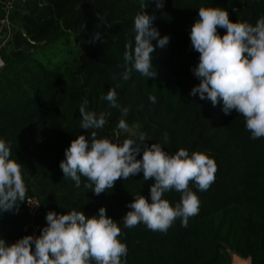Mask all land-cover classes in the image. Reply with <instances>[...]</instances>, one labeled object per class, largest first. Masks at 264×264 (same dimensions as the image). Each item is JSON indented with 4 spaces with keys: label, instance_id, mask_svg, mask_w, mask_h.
Masks as SVG:
<instances>
[{
    "label": "trees",
    "instance_id": "16d2710c",
    "mask_svg": "<svg viewBox=\"0 0 264 264\" xmlns=\"http://www.w3.org/2000/svg\"><path fill=\"white\" fill-rule=\"evenodd\" d=\"M146 2L145 11L155 12L153 26L169 42L151 54L154 78L133 71L125 81L123 53L126 43L134 47L141 0H27L21 31L12 36L14 49L0 48V139L10 147V158L22 165L26 199L39 205L33 212L25 201L18 212L0 214V238L11 244L26 235L39 236L49 211L76 210L91 217L104 207L121 229L118 239L127 245L126 264H231L232 255L264 264V137L251 139L244 117L235 111L225 115L222 102L213 106L189 95L199 84L192 71L199 53L190 41L198 9L222 8L231 22L255 25L264 16V0H164L158 10L152 0ZM97 32L102 42H89ZM217 32L222 36L226 29ZM62 41L79 48L72 64L54 65L36 56ZM109 88L115 89L120 108L102 99ZM85 99L88 111L105 115L107 123L97 130L98 137L115 135L118 143L132 137L117 128L121 108L128 107L123 118L129 127L137 126L135 133L145 134L148 145L160 143L169 155L183 148L214 159L217 172L209 189L199 191L189 184L200 208L187 227L179 219L167 232H153L142 223L124 227L122 218L133 197L142 195L151 202L154 181H145L142 172L117 180L100 195L84 187L88 181L83 176L79 188L63 177L59 163L65 150L78 135L89 136L80 128L79 106ZM180 196L172 190L163 198L175 206Z\"/></svg>",
    "mask_w": 264,
    "mask_h": 264
},
{
    "label": "clouds",
    "instance_id": "9594fccd",
    "mask_svg": "<svg viewBox=\"0 0 264 264\" xmlns=\"http://www.w3.org/2000/svg\"><path fill=\"white\" fill-rule=\"evenodd\" d=\"M152 2L157 10L164 6V0ZM148 7L146 0H141V11L134 18V47L132 42L125 44L121 74L125 81L133 71L154 78L151 54L169 42V37H161L153 26L155 12L148 14ZM198 17L191 26L190 41L199 53L198 64L192 69L199 84L189 95H199L213 106L222 102L225 115L235 111L244 117L251 139L264 137V16L252 25L246 21L231 22L222 8L200 7ZM218 28L226 29L225 34H218ZM98 39L102 42L99 32L89 42ZM152 40H156L155 46ZM3 64L0 60V66ZM148 98L156 103L154 95L149 94ZM102 99L111 107L120 108L114 88H109ZM87 107L85 99L79 106L80 128L87 130L89 136L78 135L65 150V159L59 163L63 177L70 178L79 188L83 176L88 181L84 187L100 195L113 189L117 180H128L142 172L145 181H154L150 185L151 202L142 195L133 197L126 205L130 211L122 218L124 227L131 229L142 223L153 232H167L177 219L182 227H187L200 208L199 197L189 184L194 183L199 191L208 190L217 172L214 159L198 151L189 154L183 148L169 155L160 143L148 145L143 132L133 133L122 143L98 137L97 130L107 123L105 115L97 116ZM128 113V107L121 108L122 118L117 124L125 133L130 131L123 118ZM168 140V133H164V141ZM138 154H142L140 159ZM11 155L10 147L0 139V214L18 212L21 202L32 204L26 199L22 165ZM172 190L181 194L175 206L163 198ZM45 219L47 226L39 236L26 235L11 244L0 238V264H126L127 245L118 239L121 229L106 215L104 207L91 217L72 210L65 214L49 211Z\"/></svg>",
    "mask_w": 264,
    "mask_h": 264
},
{
    "label": "rangeland",
    "instance_id": "374dc122",
    "mask_svg": "<svg viewBox=\"0 0 264 264\" xmlns=\"http://www.w3.org/2000/svg\"><path fill=\"white\" fill-rule=\"evenodd\" d=\"M60 50L62 51V53H58ZM78 54H79V48L76 47L75 44H71V45L65 44L64 41H62L59 44L53 45L46 50H38L36 53V56L42 59L46 63L50 62L54 65H57L58 62H69L70 64H72L74 60L77 58ZM129 128H130V131L127 133L122 132L119 129H118V132L122 134L125 133V134L132 135L133 133L137 131L136 125H133L132 127H129ZM114 137L115 135L109 136V138L112 140ZM235 257H236L235 255L231 256V264H237L234 262ZM243 261H248V263L245 262L244 264H249V260H243Z\"/></svg>",
    "mask_w": 264,
    "mask_h": 264
},
{
    "label": "crops",
    "instance_id": "0c3cea01",
    "mask_svg": "<svg viewBox=\"0 0 264 264\" xmlns=\"http://www.w3.org/2000/svg\"><path fill=\"white\" fill-rule=\"evenodd\" d=\"M24 6H21L20 3L14 2L13 7L10 11L11 14V23L10 27L0 26V48H5V50H13L14 45L12 42V36L17 31H21V19L24 14ZM3 15V6L0 3V18ZM8 36H10L9 39Z\"/></svg>",
    "mask_w": 264,
    "mask_h": 264
},
{
    "label": "built area",
    "instance_id": "2783aa9c",
    "mask_svg": "<svg viewBox=\"0 0 264 264\" xmlns=\"http://www.w3.org/2000/svg\"><path fill=\"white\" fill-rule=\"evenodd\" d=\"M14 2H18L21 4V6H25L27 0H0V3L2 4L3 6V15L2 17L0 18V26H7L10 27V23H11V14H10V11L13 7V4ZM10 36H8L7 39H9ZM0 60H3L1 55H0ZM4 68V64L3 66H0V71ZM32 204L29 203V205L33 208V212L36 211V205H33V204H36L34 201H31ZM35 208V209H34ZM35 237V235H34Z\"/></svg>",
    "mask_w": 264,
    "mask_h": 264
},
{
    "label": "bare ground",
    "instance_id": "6f19581e",
    "mask_svg": "<svg viewBox=\"0 0 264 264\" xmlns=\"http://www.w3.org/2000/svg\"><path fill=\"white\" fill-rule=\"evenodd\" d=\"M234 262L237 263V264H244L245 262L248 263V261H243V260L239 259L238 257L234 258Z\"/></svg>",
    "mask_w": 264,
    "mask_h": 264
}]
</instances>
